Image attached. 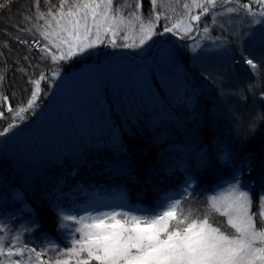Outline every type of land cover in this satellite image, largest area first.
Instances as JSON below:
<instances>
[{"label": "trees", "instance_id": "obj_1", "mask_svg": "<svg viewBox=\"0 0 264 264\" xmlns=\"http://www.w3.org/2000/svg\"><path fill=\"white\" fill-rule=\"evenodd\" d=\"M120 1L125 4L121 5ZM74 2L68 0L69 4ZM134 3L135 0L114 1L116 8L127 11L133 8L126 5ZM140 3V13L147 19L151 3L149 0H140ZM59 4L60 0H39L38 10L54 13ZM250 6L254 12L260 8L256 3ZM36 13V0H0V76L4 77L0 93L9 98L7 104L0 101L7 117L1 119L0 130L12 120V114L7 111L9 106H25L32 87L30 81L42 72L57 69L60 64H50L41 50L44 39L25 20L31 17L35 23ZM22 28L28 30L22 31ZM209 36L208 40L238 43L237 36L219 26L211 27ZM176 37L178 45L173 46L174 54L187 68L184 76L177 73L180 76L175 81H166L175 83L184 77L186 82L182 79L176 90H167L166 81L160 83L152 74L154 80L149 93L140 95L139 91L130 89L132 97L129 98L133 99L130 115L119 117L112 111L111 115L78 116L72 112L57 118L55 126L47 123L43 127L35 123L34 117L28 121L31 125L28 133L21 132L24 123L18 124L15 120L14 133L18 138L11 137L10 132L0 136L5 142L0 150L6 152L13 147L20 150L17 151L20 155L27 154L25 163L22 160L16 163L17 174L27 184L3 172L0 162V211L11 209L12 205L27 206L26 211L38 228L37 236L55 240L58 210L74 206L87 191L105 184L132 201L151 205L169 190H178L181 183L178 170L186 165L199 189L180 201L185 213L203 215L208 211L210 188L207 184H215L224 177L234 179L237 175L253 199L252 211L257 212L259 195L264 188V99H261L264 67L254 73L241 62L243 54L236 46V61L228 57L222 61H226L224 75L218 70L213 73L210 65V71L197 72L193 63L205 61L189 56L187 45L183 44L185 38ZM259 64H264V59ZM118 106H122L121 102ZM30 112L31 109L22 113L23 117L27 119ZM14 140L17 144H13ZM223 151L226 161H220ZM14 185L16 190L10 192ZM210 216L213 226L220 224L224 230L234 231L223 216L217 213ZM261 223L257 217L258 228Z\"/></svg>", "mask_w": 264, "mask_h": 264}, {"label": "rangeland", "instance_id": "obj_2", "mask_svg": "<svg viewBox=\"0 0 264 264\" xmlns=\"http://www.w3.org/2000/svg\"><path fill=\"white\" fill-rule=\"evenodd\" d=\"M114 1L113 7L116 8ZM203 2L204 0H200V3ZM185 3L192 5L193 0H158V5L163 15L159 21H155V31L162 32L165 25L170 27L172 23L178 20H184L185 23H188L190 15L200 14V9L196 7L184 9L183 5ZM120 4L123 5L125 3L120 1ZM227 7L236 8L237 6L234 3H218L216 8L211 9L208 14L201 16L199 22H193L196 27L183 39L185 40L183 44L187 45L189 56L195 57L196 60L203 59L205 61L201 64L200 62L193 63L197 68V72L210 71V65L213 73L218 70L223 71L224 75L226 70L224 63L226 61H222L226 57L233 58L236 61L234 52L236 46L239 47L243 55L251 56V58L254 57V60L258 64L261 59H264V17L248 16L242 9H238L234 13H227ZM118 9L125 14L131 12L123 8ZM150 10L152 11V8ZM259 11H261L260 8L255 12ZM165 17H170L171 19H166ZM256 20H259L260 23H255L254 21ZM47 21H50L52 24V28L48 29L51 32L56 27L55 21L51 17H47ZM89 23H91V18H89ZM144 23L147 24L148 19H144ZM44 26L45 21L43 20L40 25L41 30L44 29ZM205 26L209 28L208 33H204L203 31ZM213 26L224 28L232 36H237V45H233V43L225 39L208 40V37L211 38L209 34L210 28ZM124 32L128 35L127 41L123 39ZM182 34L183 29H180V35H173L172 33L153 35L150 40H147L141 46L123 47L125 43L131 44L133 41L138 43L140 29L139 24L136 23L134 27H125L121 34L115 37L117 47H113L110 43L113 39L111 34L102 33L101 39L107 42L101 43L98 41L95 47L86 49L83 53L57 61H53L51 56L53 53L59 56V51L57 48L51 47L48 41L44 40L43 48L48 46L49 51H43V54L50 60L51 65L60 64L57 69L52 68L51 71L42 72L36 76V79H39L43 75L45 79L40 83L41 92L37 97L34 107L31 109L29 117L27 119L24 117L23 120L19 117L16 118L18 124L24 123L21 132H29L28 128L31 125H28V121L34 117H36L35 123H38L39 127H43L47 123H53L55 126L57 118L64 114H72V112L78 116H83L84 114H110L112 111L116 115L118 114L119 117L130 115L131 109L129 105L133 102V99L129 98L132 95V90L130 89H133V92L134 90L136 92L139 91L140 95L149 93L151 91H149V88L154 80L152 74L160 83H164L167 79L175 81V78L180 76L177 73H182L181 76H184L187 67L177 60L173 50V46L178 45L176 36H181ZM91 38H95L94 28ZM188 38H193V41L190 42ZM57 44H60V42L57 41ZM60 48L64 52H67L66 45L61 44ZM54 72L56 73L55 76L53 75ZM197 72H195L196 76L202 79V76ZM182 79L184 77H180L175 83L166 81L164 85L169 86L167 90H176L175 86H179L178 82ZM245 79L248 78L245 76ZM184 82H186V79L183 80ZM33 88L34 85L32 84L27 96L28 99L31 97V90ZM135 97L139 96L136 95ZM120 102L121 107L118 106ZM26 106L27 104L25 103ZM113 115L111 118H114ZM108 117L110 118V116ZM15 129L11 130L10 133L11 137L17 139L18 134L14 133L16 132ZM4 143V141L2 142V138H0V149ZM13 144H17V142L15 141ZM5 151L0 150V162L2 164L0 166L3 172H6L9 176L18 177L23 185L27 184L26 180L20 174H17L16 167L17 161L22 160L23 163L26 162L27 154L23 153L20 155L21 152L17 153L20 150L13 147ZM220 157L223 161L227 159L224 151ZM221 158L220 161H222ZM2 169H0V172H2ZM179 169L180 172L177 177H180L179 179L182 181L179 190L161 196L152 205L142 201H131L126 194L114 192L112 187L100 184L94 192H91L87 196L85 202L76 207L58 210L55 240L40 239L37 236L38 228L29 215V211H26L27 206L17 208L16 205H12L11 209L7 208V210L2 209L0 211V229H3V231H0V237L3 238L6 249L14 243L12 237L19 234L20 241L16 244V247L35 248L37 251L44 253L42 256V260L44 261L54 262L56 258H60L67 260L68 264H77L78 258L71 256L68 250L72 248L73 240L80 238V233L76 232L75 229L81 227V225L74 224L72 221H65L63 219L64 216H73L77 219L83 218L85 224H90L93 222L90 218L107 216V214L113 212L127 213L129 216L135 215L140 217H151L154 214L162 213L174 201H181L198 191L196 180L192 178L182 165ZM182 172L183 175L180 174ZM233 182V178L224 177L217 184H207L210 188L207 199L209 200L212 196H219L225 193ZM15 190L16 186L14 185L9 191L14 192ZM261 194H264V188L260 192ZM224 218L226 219V217ZM117 220H122V217L117 216ZM104 223L107 224L109 221L106 219ZM29 255L31 254L25 252L22 257H12V259L28 261ZM80 256L86 258V253H81ZM0 260H3L7 264L8 257L0 256ZM91 262L98 264L95 260L89 261V263ZM29 264H38L34 256L29 261Z\"/></svg>", "mask_w": 264, "mask_h": 264}, {"label": "snow or ice", "instance_id": "obj_3", "mask_svg": "<svg viewBox=\"0 0 264 264\" xmlns=\"http://www.w3.org/2000/svg\"><path fill=\"white\" fill-rule=\"evenodd\" d=\"M234 2L237 7H227V13L242 9L248 16L264 17V0H248L247 3L240 0H204L203 3H200V0H193L192 5L185 3L183 7L186 10L190 7L199 8V15H190L188 23L178 20L170 27L165 25L162 32H156L155 21H159L163 15L158 0H150L152 11L147 18V24L144 23L145 18L140 13L142 7L140 0H135L134 5H126L133 8V11L126 14L113 7V0H76L71 4L68 0H60L59 8L55 13L51 10L47 13L39 12V0H36L35 23L31 17H25V20L39 31L40 36L48 41L51 47L57 48L59 56L54 53L51 56L53 61H57L83 53L86 49L95 47L98 41L107 42L101 39L102 33L111 34L113 39L110 43L113 47H117L115 37L120 35L125 27H134L136 23L139 24L140 29L138 43L136 41L131 44L125 43L123 47L141 46L153 35L165 33L180 35V29H183L181 35L183 39L196 27L193 22H199L201 16L216 8L218 3ZM252 3L258 4L261 11L254 12L250 6ZM47 17H51L56 24L51 32L48 29L52 28V24L47 21ZM41 20L45 21L43 30H40L38 23ZM254 22L260 23L259 20ZM93 28L95 38H91ZM203 31L208 33L209 28L205 26ZM123 39L128 40L126 32L123 33ZM57 41L60 44H57ZM21 43L26 41L21 40ZM61 44L67 46V52L60 48ZM41 50L47 52L49 47L45 46ZM241 62L247 64L254 73L264 67V64H258L247 55H242ZM55 74L54 72L53 75ZM44 79L45 77L41 75L39 79L30 81L34 88L31 90V97L27 100L26 107L7 108L12 114V120L7 127L0 130V136L11 132L17 126L16 118L23 120L22 113L34 107L41 92L40 83ZM3 80L4 77L0 76V82ZM261 99H264V96ZM8 100L7 96H0V101L5 104ZM0 119H7L3 108H0ZM242 171L243 169L241 173ZM258 206V211L254 213L253 199L247 186L243 185L240 175H237L225 193L209 198L208 211L200 216L190 211L185 213L180 208L179 200L171 203L162 213L151 217L113 212L107 216L90 218L93 222L85 224L83 218L77 219L66 215L63 217L65 221L81 225L75 229L80 233V238L73 240L72 248L68 253L78 258L77 264H89L91 260L97 261L98 264H264V194L260 195ZM210 213L226 217L227 225L234 231H226L220 224L213 226ZM117 216H121L122 220H117ZM257 217L262 222L259 228ZM106 219L109 221L107 224L104 223ZM12 240L14 243L6 249L3 238L0 237V256L8 257L7 264H29L33 256L38 264H68L67 260L60 258H56L54 262L44 261L42 260L44 253L35 248L16 247L20 241L19 234L13 236ZM25 252L31 254L28 261L12 259V257H22ZM81 253H86V258H82ZM0 264L5 262L0 260Z\"/></svg>", "mask_w": 264, "mask_h": 264}, {"label": "bare ground", "instance_id": "obj_4", "mask_svg": "<svg viewBox=\"0 0 264 264\" xmlns=\"http://www.w3.org/2000/svg\"><path fill=\"white\" fill-rule=\"evenodd\" d=\"M214 182V181H213ZM219 181H215L214 183L217 184ZM129 196V195H128Z\"/></svg>", "mask_w": 264, "mask_h": 264}]
</instances>
